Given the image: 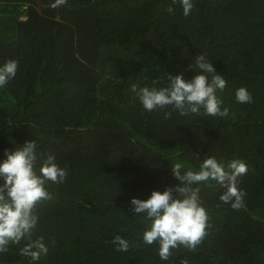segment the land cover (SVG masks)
Wrapping results in <instances>:
<instances>
[{"label": "trees", "instance_id": "obj_1", "mask_svg": "<svg viewBox=\"0 0 264 264\" xmlns=\"http://www.w3.org/2000/svg\"><path fill=\"white\" fill-rule=\"evenodd\" d=\"M54 2L0 0V65L19 62L0 88V163L6 149L36 140L38 154L68 166L37 205L34 238L49 250L35 264H264V0H193L187 17L179 0ZM201 54L227 81L217 92L227 117L143 109L134 83L163 87L168 73L189 81ZM240 87L251 103L236 102ZM208 156L247 164L244 207L222 202L215 181L199 185L208 235L194 252L161 260L130 201L179 185L172 163L183 174ZM116 235L127 252L116 251ZM23 243L0 264H33L19 254Z\"/></svg>", "mask_w": 264, "mask_h": 264}, {"label": "clouds", "instance_id": "obj_2", "mask_svg": "<svg viewBox=\"0 0 264 264\" xmlns=\"http://www.w3.org/2000/svg\"><path fill=\"white\" fill-rule=\"evenodd\" d=\"M67 3L68 0H55L50 7ZM179 3L184 16L190 15L193 0H179ZM18 67L19 62L14 59L0 65V88L15 78ZM190 67L197 74L189 81L183 74L168 73L166 86L156 87L159 79H154L152 87L134 83L131 90L146 111L171 108L180 116L227 117L229 108L222 107L224 101L217 95L227 86L223 74L217 73L204 54L196 57ZM235 98L241 104L251 103L253 99L246 87L238 88ZM172 111H166L164 118H170ZM5 155L7 158L0 163V254L7 253L10 245L19 246L24 242L19 254L35 264L49 250L42 236L34 238L39 222L37 205L53 198L48 185L64 183L68 166L61 167L53 154H38L36 140H29L14 151L6 149ZM183 167L180 162L172 163V172L180 182L176 187L153 191L146 200L133 198L130 201L134 214H144V245H157L159 258L164 261L173 255V249L183 247L194 252L208 235L210 217L203 206L199 185L215 181L224 190L220 195L222 202L230 204L234 210L244 207L246 192L238 186L239 177L248 172L243 160L233 159L225 165L214 156H208L200 163L198 171L189 167L182 174ZM112 243L119 252H127L131 246L120 235H116ZM180 264H188V260H181Z\"/></svg>", "mask_w": 264, "mask_h": 264}]
</instances>
